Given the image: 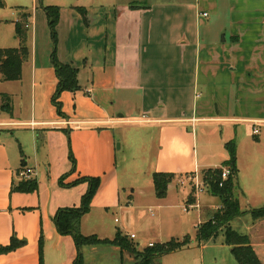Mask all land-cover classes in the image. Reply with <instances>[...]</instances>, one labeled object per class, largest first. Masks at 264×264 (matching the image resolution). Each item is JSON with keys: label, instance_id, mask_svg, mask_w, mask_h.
Segmentation results:
<instances>
[{"label": "crops", "instance_id": "1", "mask_svg": "<svg viewBox=\"0 0 264 264\" xmlns=\"http://www.w3.org/2000/svg\"><path fill=\"white\" fill-rule=\"evenodd\" d=\"M45 7L60 8L57 55L78 71L81 87L61 95L63 116L52 103L58 79ZM76 8L85 9L86 15ZM263 15L264 0H5L0 49L20 47L17 24L24 18L29 57L21 80L3 81L0 73V95H8L12 106V114L2 111L0 96V248L9 246L13 237L23 243L0 255V264H40L42 236L43 264H75L74 239L60 235L53 219L61 209L80 207L89 187H61L59 181L67 174L65 183L101 179L91 210L81 220L84 236L113 240L121 233L139 252L189 236L190 247L156 258L153 264H238L222 234L206 244L196 242L198 228L222 209L221 199L209 191L197 193L180 179H200L204 171L222 167L230 159L226 144L232 141L238 165L233 196L244 214L231 227L248 237L264 264V218L251 214L264 207V163L258 160L264 143L261 130L258 136L253 133V140L238 136L240 124L253 125L254 131L264 118L232 115L227 104L233 74L244 67L256 77L264 72ZM210 16L219 22L213 25L218 26L216 37L206 32L212 27L205 21ZM218 88L226 90L225 97L217 98ZM133 96L138 118L117 111L118 101L131 103ZM130 123H141L157 135L147 179L139 185L122 179L118 170L123 144L118 145L117 130L125 136ZM199 124L212 126L202 130ZM199 132L208 142L202 154L197 149ZM25 169L34 172V192L16 190L28 181L20 177ZM156 173L177 178L162 200L155 193ZM146 208L156 220L140 234L153 231L156 237L143 248L132 242L137 236L130 235L125 224H107L111 212H131L138 220L146 216L141 213ZM194 209L198 213L190 218ZM82 257L83 264L138 262L115 245L85 247Z\"/></svg>", "mask_w": 264, "mask_h": 264}, {"label": "trees", "instance_id": "2", "mask_svg": "<svg viewBox=\"0 0 264 264\" xmlns=\"http://www.w3.org/2000/svg\"><path fill=\"white\" fill-rule=\"evenodd\" d=\"M41 0H38L40 3ZM5 0H0V10L4 8ZM83 16L86 15V10L83 8H76ZM51 32L53 42L52 65L55 69L58 79V85L52 98V103L57 107L58 112L63 116L62 103L60 102L61 95L64 92H77L81 89L78 82V71L70 65H65L60 62L57 55L58 46V32L57 26L60 20V8L45 7L44 8ZM25 20L17 24V36L20 39L19 48L0 49V73L3 81L13 82L19 81L22 78V69L24 63L29 57V50L27 47V38L25 34ZM3 100L2 111L12 114L11 98L8 95H0ZM226 149L230 155L228 162H225L222 167L218 169H210L203 172V181L208 187V191L222 201V209L214 216V218L201 225L197 230L196 242L198 245L209 243L216 239L219 235H223L225 244L232 248V254L238 264H262L258 255L252 248L248 237L243 236L232 229L231 223L243 216L240 204L234 199L233 191L235 188V180L238 175L237 165V147L234 141L226 144ZM73 166H75L74 157L71 156ZM228 168L231 172L229 178L223 181V170ZM75 168H73V171ZM71 172V173H72ZM68 174L63 176L59 184L63 188H72L82 183L88 184V191L81 200V205L78 208L61 209L55 215L53 222L58 233L62 236H72L78 250V257L75 264H83L82 250L85 247H94L99 245H115L121 247L123 250L137 255L134 245L121 233H118L113 240H101L96 236H84L80 231L81 220L91 210V203L97 194L101 179L82 177L74 182L65 183ZM176 175L171 173H156L153 175V182L155 193L158 199H165L167 197L171 184L175 181ZM222 185V186H221ZM38 188L35 181H22L17 186L16 190L20 192H34ZM254 219L264 218V207L252 211ZM193 243L192 239L187 236L183 240L172 239L167 243L149 246L140 254H145L141 257L136 256L137 264H153L156 258L164 255H169L185 248H188ZM23 243L19 242L13 237L12 242L7 247L0 248V255L10 253ZM43 236L40 244V264H43Z\"/></svg>", "mask_w": 264, "mask_h": 264}, {"label": "rangeland", "instance_id": "3", "mask_svg": "<svg viewBox=\"0 0 264 264\" xmlns=\"http://www.w3.org/2000/svg\"><path fill=\"white\" fill-rule=\"evenodd\" d=\"M74 1V0H73ZM83 2H86V0H81ZM117 4L124 2V0H116ZM264 16V15H263ZM205 21L210 22V26H212L208 31H210L208 34L212 33L213 37L218 36V30L217 27H213V25L217 24L219 25V22L216 17L210 16V18L206 19ZM202 27V30H204ZM223 34L221 35V40ZM255 75V73H252L249 71L246 67L239 69L237 74H233L232 76L235 78L231 88L229 89V93L227 95L228 100V110L230 114H242V115H253L254 117L264 118V72L258 73ZM256 83H258L260 86L256 87ZM253 86H250V85ZM198 90V89H197ZM225 89H217V98L225 97ZM212 97V95H211ZM122 99L121 97H117V100ZM137 97L133 96V99L131 103L126 102H117V111L118 112H125L127 114H131L133 117H141V115L138 114V105H137ZM202 126V130L205 129V127H211V124H199L198 127ZM215 126L218 127V124ZM257 128L261 130V139L262 143H264V124L257 125ZM122 129V128H119ZM126 135L123 136L122 132L117 130V137L119 138V143L123 144V149H120L118 152V170L119 175L122 179L135 182V184L139 185L142 184L146 179L147 175L146 173L149 170V166H147L148 162H150L153 159L154 156V148L155 144L152 142L155 140V137L157 136L155 133L151 134L141 123H130L127 126ZM191 130V127H190ZM220 131V130H218ZM218 133H214V139L218 140ZM201 132L197 135V149L202 154L207 148V138L201 136ZM238 136L239 138H250L253 140V125L250 124H240L238 127ZM20 137L24 140L23 135H20ZM211 137V136H208ZM236 141V140H235ZM245 141V140H244ZM247 143V142H245ZM25 145V151L29 152L28 145ZM118 148V147H117ZM242 149L245 151L247 150V144L242 146ZM215 153V149H214ZM261 164L264 163V155H261L258 159ZM203 176V175H202ZM200 177L199 182L201 183L203 180V177ZM149 179V177H148ZM186 182L185 185L191 186V188L197 192L196 189V182H194L193 177H185L180 178ZM179 180V179H178ZM177 181V178L175 179ZM183 185V184H182ZM205 191H208L205 187ZM142 201V200H140ZM141 213H145V217L142 219L136 220L138 216H133L131 212H116L112 214L110 213V216L107 215V221L108 225L110 227H119L123 224L128 227L127 232L131 235V233H134L137 236L136 240H132L136 244L137 247L143 248L145 245L148 244L149 241H152L155 239L156 234L154 232L146 233L150 226H153L155 218L151 217V214L149 213V209H145V211H141ZM154 213L156 214V211L154 210ZM197 210L194 209L190 212L189 217L194 218L197 215ZM138 215V214H137ZM143 231L144 235H141L140 233ZM131 240V239H130ZM157 240V239H156ZM159 240H166L161 239L159 237ZM140 242V243H139ZM166 242V241H165ZM131 255L135 256L136 254H133L131 252H128ZM138 257H141L140 259L145 256V254H140V252H137ZM135 256V257H136ZM171 258H168L170 260ZM208 257L206 258V261H208ZM235 263V262H234ZM206 264H208L206 262ZM212 264V262H211ZM236 264V263H235Z\"/></svg>", "mask_w": 264, "mask_h": 264}, {"label": "built area", "instance_id": "4", "mask_svg": "<svg viewBox=\"0 0 264 264\" xmlns=\"http://www.w3.org/2000/svg\"><path fill=\"white\" fill-rule=\"evenodd\" d=\"M204 17H207V14H204ZM255 125L256 124H260V122H253ZM254 135H260V130L258 128H255L254 131H253ZM231 172L228 168H225L223 170V174H222V179L223 181H226L229 176H230ZM20 177L24 180H28L30 181L31 179H33L34 177V172L32 169H25L21 174H20ZM191 178V177H190ZM193 180L194 182H196V189H197V193H201V192H204L206 189L205 187L207 188L208 190V187L205 185L204 181L202 180V182L200 183L199 182V177L195 176L193 177ZM184 184V183H183ZM222 186V185H221ZM135 236L133 235L132 236V239H134ZM150 246H153V245H150Z\"/></svg>", "mask_w": 264, "mask_h": 264}]
</instances>
